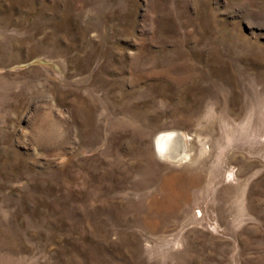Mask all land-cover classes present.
I'll use <instances>...</instances> for the list:
<instances>
[{"label": "rangeland", "instance_id": "374dc122", "mask_svg": "<svg viewBox=\"0 0 264 264\" xmlns=\"http://www.w3.org/2000/svg\"><path fill=\"white\" fill-rule=\"evenodd\" d=\"M0 264H264V0H0Z\"/></svg>", "mask_w": 264, "mask_h": 264}, {"label": "bare ground", "instance_id": "6f19581e", "mask_svg": "<svg viewBox=\"0 0 264 264\" xmlns=\"http://www.w3.org/2000/svg\"><path fill=\"white\" fill-rule=\"evenodd\" d=\"M52 129V128H51ZM123 130V129H122ZM133 130V129H132ZM135 135V133H134ZM139 136V135H138ZM174 143L175 147L173 149H171L170 146L168 148V143ZM7 144V143H6ZM184 143L182 140V137L179 134H176L175 132H168V133H160L158 134L155 139H154V146L156 149V152L161 155L162 157L165 158H174V155L179 156L178 158H183V159H187L188 155L187 154H179V149L181 146V149L184 148ZM176 148V150H175ZM172 158V159H173ZM182 159V160H183ZM181 160V161H182ZM180 161V160H179ZM191 175V174H190ZM185 176V175H184ZM189 178V177H188ZM187 178V179H188ZM184 179V178H183ZM168 180V179H167ZM166 180V181H167ZM194 181V179H192L191 177L186 181L183 182V186L186 187V189L192 185V182ZM147 182V181H146ZM145 183V182H144ZM4 184V183H3ZM138 184V183H137ZM166 184V183H164ZM172 184V183H171ZM179 185V184H178ZM177 185V186H178ZM167 186V185H166ZM194 186V185H193ZM165 188V189H164ZM180 188V187H179ZM160 192L163 195V199L162 201L164 203V206L166 208H169V210H174L177 209L179 207V205L182 203L181 202V198L178 196V192H177V188L175 187V184H172L170 186L167 187H160ZM191 189V188H190ZM182 191V190H181ZM188 191V189H187ZM186 193V192H185ZM183 198V197H182ZM184 200V199H183ZM162 208V207H161ZM151 210V209H150ZM170 214V213H169Z\"/></svg>", "mask_w": 264, "mask_h": 264}]
</instances>
